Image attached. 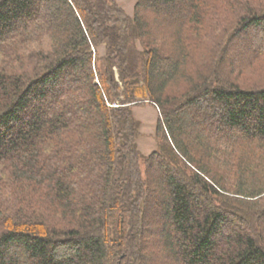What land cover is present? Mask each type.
<instances>
[{
	"label": "trees",
	"instance_id": "obj_1",
	"mask_svg": "<svg viewBox=\"0 0 264 264\" xmlns=\"http://www.w3.org/2000/svg\"><path fill=\"white\" fill-rule=\"evenodd\" d=\"M135 1L0 0V264H264V0Z\"/></svg>",
	"mask_w": 264,
	"mask_h": 264
},
{
	"label": "rangeland",
	"instance_id": "obj_2",
	"mask_svg": "<svg viewBox=\"0 0 264 264\" xmlns=\"http://www.w3.org/2000/svg\"><path fill=\"white\" fill-rule=\"evenodd\" d=\"M116 2L127 12L128 15H133L135 0H116ZM260 34H257V36ZM261 36V35H260ZM248 39V42H251ZM254 45H257L258 43ZM259 45V44H258ZM100 55L105 53L104 47L99 49ZM251 76V75H250ZM251 80L252 77H247ZM255 77H253L254 79ZM134 117L140 122V136L137 139V144L142 154H150L157 146L155 131L158 123L159 111L150 103L142 104L133 108Z\"/></svg>",
	"mask_w": 264,
	"mask_h": 264
}]
</instances>
